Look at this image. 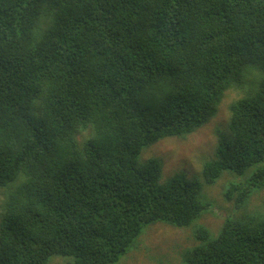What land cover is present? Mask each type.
Returning a JSON list of instances; mask_svg holds the SVG:
<instances>
[{
	"label": "trees",
	"instance_id": "obj_1",
	"mask_svg": "<svg viewBox=\"0 0 264 264\" xmlns=\"http://www.w3.org/2000/svg\"><path fill=\"white\" fill-rule=\"evenodd\" d=\"M230 90L201 179L164 178L145 151L205 126ZM225 173V198L250 216L264 0H0V264H117L149 225L197 222L183 264H264V218L199 224Z\"/></svg>",
	"mask_w": 264,
	"mask_h": 264
},
{
	"label": "rangeland",
	"instance_id": "obj_2",
	"mask_svg": "<svg viewBox=\"0 0 264 264\" xmlns=\"http://www.w3.org/2000/svg\"><path fill=\"white\" fill-rule=\"evenodd\" d=\"M241 93L235 90L228 91L220 104L216 117L209 123L186 138H169L155 144L147 149L146 153L144 152L145 156H156L162 160L166 179L177 173L201 179V165L214 154L217 132L228 130L230 105L240 98ZM232 179L233 176L225 173L215 184L206 186L200 197L201 204L211 203V205H208L199 224L213 234H216L226 219L230 217L232 220L239 217L264 218V190L251 197L247 211L253 214L246 216L248 214H241V211L237 210L234 204L224 196L227 182ZM1 190L7 192V189ZM197 223L182 229L167 223L149 225L131 250L117 264H183V252L199 244L195 236V224ZM69 263V259L54 257L49 264Z\"/></svg>",
	"mask_w": 264,
	"mask_h": 264
}]
</instances>
